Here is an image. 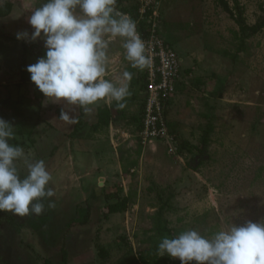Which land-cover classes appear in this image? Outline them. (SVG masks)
<instances>
[{
  "label": "rangeland",
  "instance_id": "1",
  "mask_svg": "<svg viewBox=\"0 0 264 264\" xmlns=\"http://www.w3.org/2000/svg\"><path fill=\"white\" fill-rule=\"evenodd\" d=\"M148 1L156 2L160 33L183 59L184 75L169 104L170 138L145 148L132 119L144 100V70L125 59L121 38L109 46L108 71L119 73L117 81L126 70L134 79L123 114L111 119L116 130L94 132L83 118L71 137L73 130L62 136L53 129L48 111H59L41 103L26 71L42 52L0 34V118L14 126L10 143L45 162L55 192V206L44 201L41 215L0 212V264H60L63 249L68 264H179L159 255L164 237L188 229L211 237L264 219V26L240 34L219 0H117L116 8L134 16ZM227 2L249 26L264 19V0ZM206 129L205 153L190 152ZM123 203L107 214L110 204Z\"/></svg>",
  "mask_w": 264,
  "mask_h": 264
},
{
  "label": "clouds",
  "instance_id": "2",
  "mask_svg": "<svg viewBox=\"0 0 264 264\" xmlns=\"http://www.w3.org/2000/svg\"><path fill=\"white\" fill-rule=\"evenodd\" d=\"M3 0H0V4ZM117 0H46L28 17L33 31H19L18 40L44 42L45 55L26 67L30 80L51 102L64 101L59 119L76 123L75 108L95 105L100 100L115 101L125 107L131 95L133 74L124 71L122 79H106L108 50L112 41L121 38L125 59L132 68L150 69L149 46L137 31L136 22L116 8ZM74 106V107H73ZM15 137L11 122L0 118V212L18 216L41 215L55 195L49 187L52 180L45 162H32L22 146L10 143ZM17 161L27 170L22 175ZM179 258L181 264H264V219L251 220L215 232L211 237L195 229L183 231L173 238L164 237L157 249Z\"/></svg>",
  "mask_w": 264,
  "mask_h": 264
},
{
  "label": "built area",
  "instance_id": "3",
  "mask_svg": "<svg viewBox=\"0 0 264 264\" xmlns=\"http://www.w3.org/2000/svg\"><path fill=\"white\" fill-rule=\"evenodd\" d=\"M155 5L156 2H143L137 7L136 15L127 13L136 22L137 31L149 46L152 57L151 68L144 69L145 95L141 125L136 134L143 148L170 138L166 109L184 75L183 59L160 33V14Z\"/></svg>",
  "mask_w": 264,
  "mask_h": 264
},
{
  "label": "crops",
  "instance_id": "4",
  "mask_svg": "<svg viewBox=\"0 0 264 264\" xmlns=\"http://www.w3.org/2000/svg\"><path fill=\"white\" fill-rule=\"evenodd\" d=\"M6 1L7 2L12 1L13 4H12L11 11L8 15L0 16V34L3 35L4 37H6V39L10 40L8 43H18L20 48H22V44L24 42H28V41L18 40L16 38V33L19 31H23V30H28L29 33H31V31H33L32 27L28 23V17L31 15V11L34 8L41 6L43 3L41 0H6ZM4 33L7 34L8 36L10 35V37L8 38V36L4 35ZM29 43H32V44L40 47L42 49V56L45 55L46 49L44 47V42L42 40L38 39L35 42H29ZM3 45H5V44H3ZM5 49H8L7 46L3 47V51ZM2 60L3 59H0V68L4 67V63L2 62ZM118 76H119L118 72L113 73L112 71H108L106 79H110L113 82H117V80H119ZM133 79H134V77H133ZM144 95H145V91H144ZM39 100H41V103H43L44 106L45 105H47V107L51 106L52 108H55V109H57V111H59V113H57L56 115H55V113L48 111V115L50 114L49 116H51V119H52L51 123L53 125L52 126L53 129H55L56 131H59L62 136L64 135V133H70L74 129L75 123L74 124H68V123L59 119L61 109L63 108L65 110H68V107H71V106H68L63 100L60 101L59 103L51 102L44 96V94L42 92H41V97L39 98ZM143 102H144V100H143ZM143 102H142L141 107L143 106ZM104 103H106L107 104L106 107L111 110V119L117 118V115H119V114H123L124 108H122V109L116 108V113H114L110 107V105L113 102L110 104L109 102H106L105 100H100L95 105L89 106V109H90L89 111H85L84 108H75L72 110L73 112L71 114L74 115L76 117V120H77V117L81 113H83L85 126H89L92 128V125L98 121V115H97L98 114V108L100 106H103ZM114 103H116V102H114ZM112 107H115V104H112ZM111 119L109 122L110 126L108 125L110 128L106 129L104 127V128H100L99 130L94 131V132L102 133V130L105 129L104 131H107V133L104 131L103 132H104V134L108 135L109 133L112 132V130H114V129L116 130V127H114L113 123L111 124V122H112ZM109 136H110V134H109ZM92 141L94 142V140H92ZM83 143H84L83 139H81V138L78 139V142H76V144L78 145L77 147H79ZM81 146H83V145H81Z\"/></svg>",
  "mask_w": 264,
  "mask_h": 264
},
{
  "label": "trees",
  "instance_id": "5",
  "mask_svg": "<svg viewBox=\"0 0 264 264\" xmlns=\"http://www.w3.org/2000/svg\"><path fill=\"white\" fill-rule=\"evenodd\" d=\"M219 1L222 4L224 10L227 11L231 15L233 20L238 25L240 34H246L247 31H249L250 34H255L264 26V19L261 20V21L256 22L253 25H250V26L247 25L245 23V20L243 18L242 12L240 10L238 11L237 14H234L233 9L229 6L227 0H219ZM11 8H12V3L11 2H3L2 4H0V16L8 15L10 13V11H11ZM237 33L238 32H235V34H237ZM241 42H243V41L241 40ZM22 48L25 51L27 49H31V50H35L37 52H42V49L40 47H38V46H36V45H34L32 43H29V42H24L22 44ZM143 75H144V73H143ZM142 86L144 88L145 87V83H143ZM114 104H115V106H117L116 103H114ZM117 108H118V106H117ZM142 109L143 108L141 107L139 113L137 114V116L132 118L133 120L136 121V124H137L136 131L139 130L140 125H141ZM168 110H169V106L166 109V115L168 113ZM97 115H98V121L95 124L92 125V129L94 131H97L100 128H104V127L109 125V122H110V119H111V110L109 108H107L106 106H100L98 108V114ZM167 121H168V119H167ZM82 122H83V113H81L77 117L74 129L70 133L71 137H74V136H76L78 134L79 130L81 129ZM168 123H169V121H168ZM208 131L209 130L206 129L205 133L203 134V136L201 138V144L199 146H197V145L196 146H194V145L190 146V148H189L190 152L193 151V150H196L197 153L199 155H201V156H202V154L205 153V146H206L207 141H208V133H209ZM139 146H140V144H139ZM202 161H203L202 159L201 160L199 159V160L196 161L197 167L202 164ZM123 208H124V203L123 204H110L108 206L107 214L108 213L111 214V213L121 212L123 210ZM86 222H87V218L82 220L80 222V224H85ZM103 253H104V249L101 248L99 250V254L102 255ZM67 255H68L67 251L65 249H63L62 250V257H61V263L60 264H68V262H67L68 256ZM179 264H181L180 260H179ZM189 264H196V262L192 261V262H189Z\"/></svg>",
  "mask_w": 264,
  "mask_h": 264
}]
</instances>
